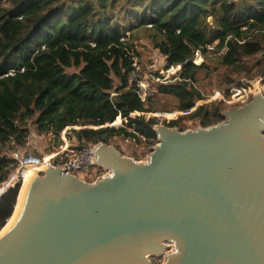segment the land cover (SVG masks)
Listing matches in <instances>:
<instances>
[{
  "label": "trees",
  "instance_id": "16d2710c",
  "mask_svg": "<svg viewBox=\"0 0 264 264\" xmlns=\"http://www.w3.org/2000/svg\"><path fill=\"white\" fill-rule=\"evenodd\" d=\"M142 40L166 69L181 66L144 100L128 82ZM256 77L264 81V0H0V148L12 142L18 150L31 128L62 144L69 127L71 149L116 136L155 144L157 119L146 113L188 110L206 93L228 96ZM225 108L212 100L165 124L209 126ZM117 117L124 121L115 127ZM17 166L0 149V185ZM20 187L0 195V229Z\"/></svg>",
  "mask_w": 264,
  "mask_h": 264
},
{
  "label": "water",
  "instance_id": "95a60500",
  "mask_svg": "<svg viewBox=\"0 0 264 264\" xmlns=\"http://www.w3.org/2000/svg\"><path fill=\"white\" fill-rule=\"evenodd\" d=\"M222 115L193 129L155 124L145 161L94 144L107 172L92 182L37 171L0 264H264V96Z\"/></svg>",
  "mask_w": 264,
  "mask_h": 264
},
{
  "label": "rangeland",
  "instance_id": "374dc122",
  "mask_svg": "<svg viewBox=\"0 0 264 264\" xmlns=\"http://www.w3.org/2000/svg\"><path fill=\"white\" fill-rule=\"evenodd\" d=\"M136 49L139 55H136L134 57V63H136L139 74L141 76L143 83L148 85L147 87V93L153 91V87H155V83L157 82L155 80L156 73L163 75L164 79L170 77L173 73L180 70L181 66H173L168 69H166V61L164 57L158 52L157 49H154L150 43H148L145 40H142L138 43H136ZM194 61L196 63H201L202 57L197 54L195 55ZM139 78V80H141ZM258 78H254L251 80H247L248 82H254ZM243 82H245V79H242ZM202 91L210 90V87H206L205 83L202 86ZM227 100L224 101L223 100ZM251 98V97H250ZM220 99L223 101V103L226 105L225 109H228L233 106H239L242 105L240 102H230V92L228 96H223V94L214 91L213 93H206L205 98L201 101L197 102L198 105H202L204 103H209L212 100ZM164 100V99H163ZM249 100V99H248ZM230 102V103H229ZM176 111H163L158 110L156 112L152 113H146V118L149 117H155L157 119L156 124H165L169 122L170 120L178 119L180 116L176 117L179 114H176V116H173L172 113ZM224 111V110H223ZM169 114V115H168ZM137 115V113H133L131 116ZM176 117V118H173ZM123 119L120 117V120H118V117L116 118L115 122L113 123V126L118 127L122 125ZM182 127L184 129H193L196 127L201 126L200 123L194 122L193 120L189 121H180L177 127ZM72 127H69L65 129L59 136V140L62 141V144H58L56 138L53 134H38L33 128L30 129V133L28 137L26 138V141L22 147H20L18 150L15 148L12 142L8 143L5 146H2L1 154H4L8 157H12V152H16L18 154V158L22 161L25 159H31L36 157H48L51 156L53 153L59 151L60 155L62 157H68L74 152V149H71L70 147L75 144L74 141H71L68 138V130ZM79 128V127H74ZM109 144L115 145L117 148H119L120 151H122L123 154L128 155L132 158H135L139 161H145L147 159V155L150 152L151 147L154 144H148L146 139L142 138L140 141H134L132 139H125L123 137H113L110 139ZM13 158V157H12ZM31 163H34V161H29ZM32 165H26L27 168L31 167ZM105 170L102 168L94 167L92 170L87 172H78V175L85 181L92 182L97 177L101 176V174H104ZM23 183V181H22ZM21 183V185H22ZM21 188V187H20ZM19 195V194H18ZM6 224V223H5ZM152 264H161L163 261L162 256H150L149 257Z\"/></svg>",
  "mask_w": 264,
  "mask_h": 264
},
{
  "label": "built area",
  "instance_id": "2783aa9c",
  "mask_svg": "<svg viewBox=\"0 0 264 264\" xmlns=\"http://www.w3.org/2000/svg\"><path fill=\"white\" fill-rule=\"evenodd\" d=\"M133 67L134 68L132 69V71L130 72L128 76V82L130 85H133L139 89L138 93L141 99L144 100L145 97L149 94V92L147 93L148 85L143 83L144 81H142L141 79V76L139 74V69L136 63L133 64ZM139 78L141 80H139ZM257 78L258 79L255 80L254 82H248L247 80H245V82H242L241 84L233 85L229 90L230 100H231L230 102H240L244 104L248 102L251 99L250 97H252V95L255 93H261V95L264 96V81L261 77H257ZM162 79L158 76L155 77L156 81H161ZM150 94L152 93L150 92ZM224 101H227V100H224ZM196 106H197V103L191 109L184 110V111L176 110L170 113H172L173 116H176V114H179L176 117L180 115H188L191 111H193L196 108ZM176 117H173V118H176ZM12 157L18 160V166L10 173L7 180L0 185V195L9 186H14L16 182H20V184L22 183L24 179V174L26 173L28 169L26 165H36V166L39 165L43 167L45 166L58 167L61 169L62 173L76 175L79 178L81 177L78 175V172L88 173L90 170H92V168L96 167L92 163L93 144H87V145L82 146L81 148L74 149V152L68 157H62L60 155V152L57 151L53 153L47 161H44V162L34 161V163H31L29 162L30 160L28 161V159H25L24 161H22L18 158V154L16 152H12ZM55 158H58L59 160L57 162H54ZM31 160H34V159L31 158ZM106 172L107 171H105V173ZM104 174H101V176ZM170 249H171V246L168 247V250ZM162 257L164 258L163 255Z\"/></svg>",
  "mask_w": 264,
  "mask_h": 264
},
{
  "label": "bare ground",
  "instance_id": "6f19581e",
  "mask_svg": "<svg viewBox=\"0 0 264 264\" xmlns=\"http://www.w3.org/2000/svg\"><path fill=\"white\" fill-rule=\"evenodd\" d=\"M50 158V155L48 157H36V158H32L34 160L31 161H37V162H44L47 161ZM43 166H36V165H32L31 167H29L26 171V173L24 174V179H23V183L21 185V188L19 190V195L17 198V202L15 205V208L13 209V213L11 214V216L9 217V219L7 220L6 224L0 229V237L5 234L9 229H11V227L15 224L17 218L19 217V212L21 210V205H22V201H23V197L25 195L26 189L31 181V179L34 177V175L36 174L37 171H40L41 169H43Z\"/></svg>",
  "mask_w": 264,
  "mask_h": 264
},
{
  "label": "crops",
  "instance_id": "0c3cea01",
  "mask_svg": "<svg viewBox=\"0 0 264 264\" xmlns=\"http://www.w3.org/2000/svg\"><path fill=\"white\" fill-rule=\"evenodd\" d=\"M163 79H164V78H163ZM163 79H162V80H163ZM162 80H161V81H162Z\"/></svg>",
  "mask_w": 264,
  "mask_h": 264
}]
</instances>
